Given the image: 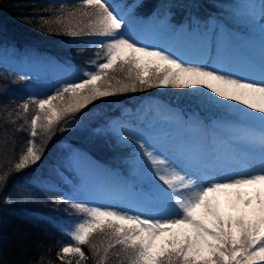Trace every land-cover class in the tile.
Masks as SVG:
<instances>
[{
    "label": "snow or ice",
    "instance_id": "obj_1",
    "mask_svg": "<svg viewBox=\"0 0 264 264\" xmlns=\"http://www.w3.org/2000/svg\"><path fill=\"white\" fill-rule=\"evenodd\" d=\"M44 23L49 25V31L55 26L57 32L73 37L85 32L105 37L104 62L46 98L20 105L23 111L15 115L30 124V138L14 165L16 170L41 159L43 147L36 143L38 135L50 139L61 121L74 117L95 100L138 88L202 87L215 98L235 102L264 117V83L193 66L163 50L140 45L125 35L123 30L129 22L109 0H80L67 11L61 5L55 18L45 19ZM110 73H121L124 78L117 79ZM30 104L35 109L29 122L25 117ZM137 144L152 176L163 185L172 210L143 216L57 195L56 203L68 204L77 214L76 222L66 231L69 239L56 253L59 260L71 256L78 257L75 264L88 259L106 264L110 257H116L121 264L264 262V168L222 180H199L145 144ZM6 178L7 174L0 175V184ZM243 188H251L252 192L242 193ZM222 197L236 214L223 210ZM97 236L103 239L97 242ZM83 246H87L91 257ZM67 264L73 261L69 259Z\"/></svg>",
    "mask_w": 264,
    "mask_h": 264
},
{
    "label": "trees",
    "instance_id": "obj_2",
    "mask_svg": "<svg viewBox=\"0 0 264 264\" xmlns=\"http://www.w3.org/2000/svg\"><path fill=\"white\" fill-rule=\"evenodd\" d=\"M122 1L125 6H131V14L136 18L159 17L162 14L163 18L160 19L163 24H181L207 34L214 30V17L225 21L223 12L226 7L223 4H228V0ZM79 3L80 0H0V175L7 174L6 180L0 184V264H67L69 259L75 264L78 257L68 256L61 261L56 253L62 243L68 240L62 224L69 222L72 225L76 222L77 214L68 204L56 203L55 192L48 189L47 185L57 174L73 177L68 156L75 152L77 155L90 156L100 165L104 174L112 175L125 188L118 172L125 173L128 169L120 161L130 160L134 147L121 151L120 147L114 148L110 143L107 129L116 120L141 129L157 118L161 119V116L152 114L155 105H169L172 112H180L185 122L199 118L204 124L205 141H208L207 127L210 119H215L224 131H230L227 122L237 116L223 106L207 101L202 91L189 88L160 86L117 93L99 98L74 117L61 121L50 139L38 135L36 143L43 147L41 159L24 169L16 170L14 165L30 138V124H25L24 118L17 119L15 113L23 111L20 108L23 103L51 95L58 89L54 85L61 83L62 86L63 81L58 79L52 86L39 89L31 74L15 70L1 57V48L8 47L16 51L33 49L40 53L58 52L63 57L66 55L74 59L65 46H77L79 39L88 34L85 32L73 37L57 32L55 26L49 31V25L44 20H53L61 5L67 11ZM223 31L227 34L225 28ZM232 31L235 35L241 34L235 27ZM110 75H115L117 79L124 78L121 73ZM109 83L114 84L115 81L109 80ZM133 101V108L125 111V106L127 108ZM108 104L112 108L106 113ZM34 109L35 105L30 104L25 117L29 122ZM236 119L238 123H243L238 117ZM12 120L16 122L12 123ZM101 239L103 237H96L97 242ZM83 250L91 257L87 246H83ZM81 264H96V260L88 259ZM106 264L121 262L116 257H110ZM257 264L264 262L258 261Z\"/></svg>",
    "mask_w": 264,
    "mask_h": 264
},
{
    "label": "rangeland",
    "instance_id": "obj_3",
    "mask_svg": "<svg viewBox=\"0 0 264 264\" xmlns=\"http://www.w3.org/2000/svg\"><path fill=\"white\" fill-rule=\"evenodd\" d=\"M109 3L129 22L123 30L125 35L131 36L140 45L163 50L193 66H203L234 78L264 83V0H228V4H223L226 7L223 12L224 20L242 31L243 38L239 41L244 48L243 53L217 32L207 36L206 33L190 28L177 31L178 26L162 23V14H159V17L136 18L131 14V6H125L122 0H109ZM105 41V37L88 34L79 39L77 46L67 44L65 48L75 60L66 55L63 57L58 52L40 53L33 49L16 51L8 47L1 48V57L15 70L31 74L37 87L45 89L58 79H62L63 85L77 82L83 78L85 71L94 70L96 65L92 67L93 63L104 62L102 57ZM246 58L248 62L245 61ZM54 86L62 87L61 83ZM189 89L202 91L206 94L207 101L223 106L242 119L240 126L229 124L228 127L235 138L237 150L221 146L218 149L219 157L215 158L210 147L207 149L204 124L199 118H193L188 123L182 119L178 110L172 112L169 105L156 106L154 112L156 116H161L160 120L157 118L141 129L128 122L116 120L107 129V135L114 148L120 147L121 151H125L131 146L134 147L131 159L120 163L128 169L126 172L136 182L154 187L158 193L157 199L148 194L144 195L143 192H134L130 184L123 182L125 188L122 187L112 175L104 174L100 165L90 156L77 155L75 152L68 156L74 178L57 174L56 178L48 183V189L54 190L55 196L70 198L73 202L113 208L131 214L153 216L170 212L171 205L163 185L152 176L150 166L141 155L142 150L137 141L169 158L174 166L182 168L199 180H222L264 168V117L235 102L215 98L202 87ZM133 103L134 101L127 107L129 109L125 106V111L131 110ZM107 106L106 113L112 108L111 104ZM231 121L234 122L232 119ZM233 149L238 153L242 150V153H232ZM247 190L248 193L252 192L251 188L240 189L242 193ZM221 201L225 212L236 214L223 197ZM62 227L67 231L71 224L64 222ZM67 238L69 239L68 236Z\"/></svg>",
    "mask_w": 264,
    "mask_h": 264
},
{
    "label": "bare ground",
    "instance_id": "obj_4",
    "mask_svg": "<svg viewBox=\"0 0 264 264\" xmlns=\"http://www.w3.org/2000/svg\"><path fill=\"white\" fill-rule=\"evenodd\" d=\"M247 188H244V190H246ZM245 193H248V190L245 192Z\"/></svg>",
    "mask_w": 264,
    "mask_h": 264
}]
</instances>
